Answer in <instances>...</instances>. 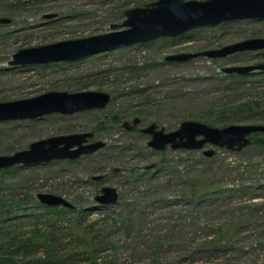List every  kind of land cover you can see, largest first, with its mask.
<instances>
[{
    "label": "rangeland",
    "instance_id": "rangeland-1",
    "mask_svg": "<svg viewBox=\"0 0 264 264\" xmlns=\"http://www.w3.org/2000/svg\"><path fill=\"white\" fill-rule=\"evenodd\" d=\"M153 1L0 0V18L9 19L0 23V102L51 90L110 95L102 109L0 121V154L59 134L91 132L92 141L104 142L76 159L0 168L10 169L0 170V199L25 213L2 223L20 222L0 244L38 229L39 249L26 257L21 249L14 258H46L38 243L52 234L58 240L50 259L77 255L56 264H264V132L252 133L241 150H229L209 144L153 149L151 135L142 131L151 123L172 131L185 120L264 125V71H223L264 61V48L165 59L264 38V19L207 24L71 61L9 63L22 48L109 32L126 9ZM209 148L214 153L204 156ZM103 186L117 190L114 204L96 201ZM39 193L60 195L72 207L48 212L37 206ZM94 235L90 246L97 250L82 259L78 252Z\"/></svg>",
    "mask_w": 264,
    "mask_h": 264
},
{
    "label": "water",
    "instance_id": "water-1",
    "mask_svg": "<svg viewBox=\"0 0 264 264\" xmlns=\"http://www.w3.org/2000/svg\"><path fill=\"white\" fill-rule=\"evenodd\" d=\"M125 19L121 24L112 23V30L106 33L81 38L56 41L44 45L22 48L12 54V65L47 64L58 61H71L96 52L120 45L148 41L157 37H176L186 31L221 21L235 19H264V0H155L143 6L124 11ZM9 19L0 18V23ZM122 26L123 29H115ZM264 48V38H248L224 45L220 48L201 52L170 54L166 60L183 61L204 55L222 57L234 52ZM253 70L264 71V61L223 68L226 73L246 74ZM110 100L103 91H57L51 90L32 97L0 102V121L34 119L44 114L60 113L70 115L76 112L102 109ZM139 121L134 118L132 124ZM125 125L128 122L124 121ZM151 135L147 144L153 149H202L211 146L229 150H241L251 142L252 133L264 132L261 124H228L214 127L194 120L182 121L172 131L156 128L151 123L142 129ZM91 132L59 134L31 142L28 148L10 154H0V168L16 164H34L59 159H76L83 154L92 153L104 145L103 141L88 142ZM214 149H204L203 154L210 156ZM101 176H93L99 179ZM39 200L49 206L72 205L62 196L52 193H39ZM100 204H114L118 192L114 187L103 186L95 196Z\"/></svg>",
    "mask_w": 264,
    "mask_h": 264
},
{
    "label": "trees",
    "instance_id": "trees-1",
    "mask_svg": "<svg viewBox=\"0 0 264 264\" xmlns=\"http://www.w3.org/2000/svg\"><path fill=\"white\" fill-rule=\"evenodd\" d=\"M204 155V154H203ZM205 156V155H204ZM17 167V166H16ZM2 172H6L7 170L10 169H0ZM39 200V199H38ZM7 203L5 201V199H0V240L2 241L1 236L4 235L5 237H8V235L13 232L14 230H12L14 227L19 226L18 224L20 222H13L10 223L11 225H8L7 227H4V224H2L3 222L10 220V219H14V220H18V218L20 216H25V213H20L17 214L15 213L17 211V209H11V207L6 206ZM40 206L42 209L44 210H48L49 211H65V210H69L68 207L65 206H60V207H53V206H49L47 204L42 203L40 200L38 201V205ZM49 206V207H48ZM19 209H21L19 207ZM16 210V211H15ZM45 212V211H44ZM37 217V216H36ZM47 219V218H45ZM38 229H33L31 231L30 235H26V234H21V235H14L13 239L10 240L9 242H6L5 245L0 244V250H1V254H0V264H47V263H58L60 261H66L68 260V258H73V256H77L76 254H71V255H66L65 259H58L57 262L54 259H50L49 258V251L54 247V243L57 242L58 238L57 236L54 237L52 234H50L49 236V241L47 239H44L43 241H40V243H38L40 246H42L43 250L45 251V255L47 256L46 258L42 257L41 259H36V258H28V259H23V260H18L16 258H14V255H19V250L23 249L25 250L24 256L26 257L27 254H33L36 249H39L38 247H36V242H37V232ZM96 240V235H94L93 239L91 241H87V247L85 245V241L82 244V250L79 251L78 253L82 255V259H88L89 256L88 254L90 253H95L97 249H94L93 247H91V243H95L94 241ZM3 242V241H2ZM85 247V248H84ZM75 259V258H74ZM93 264V263H91Z\"/></svg>",
    "mask_w": 264,
    "mask_h": 264
},
{
    "label": "flooded vegetation",
    "instance_id": "flooded-vegetation-1",
    "mask_svg": "<svg viewBox=\"0 0 264 264\" xmlns=\"http://www.w3.org/2000/svg\"><path fill=\"white\" fill-rule=\"evenodd\" d=\"M91 137H92V135H91ZM91 137L88 138V140H87L88 142L92 141V140L90 139ZM96 180H97V179H96ZM99 193H100V192H99Z\"/></svg>",
    "mask_w": 264,
    "mask_h": 264
}]
</instances>
